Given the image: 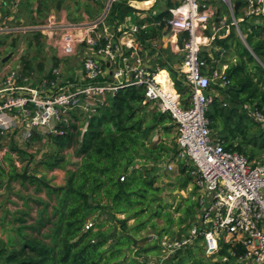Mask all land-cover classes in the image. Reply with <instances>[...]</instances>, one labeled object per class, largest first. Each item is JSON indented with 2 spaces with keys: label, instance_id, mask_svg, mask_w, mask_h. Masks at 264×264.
Masks as SVG:
<instances>
[{
  "label": "built area",
  "instance_id": "2783aa9c",
  "mask_svg": "<svg viewBox=\"0 0 264 264\" xmlns=\"http://www.w3.org/2000/svg\"><path fill=\"white\" fill-rule=\"evenodd\" d=\"M92 2L101 6L95 19L70 20L62 10L50 13L44 21L26 24L17 17L21 0H0V35L38 33L58 59L77 61L67 72L51 63L42 70L40 66L28 70L21 46L12 52L15 66L8 63L11 57L2 61L11 52L0 59V163L8 151L5 142L12 135L27 143L35 132H62V127L75 123L76 116L88 119L107 106L119 89L142 88L146 101L169 113L177 128V154L167 166L186 161L198 186L199 214L181 236H162L165 257L201 244L208 255L225 262L264 264V160L253 161L215 138L208 112L221 92L211 87L225 88L230 79L226 70L216 66L220 58L210 57L215 63L211 66L202 56L222 28L234 26L244 38L241 23L255 18L264 24V0ZM237 2L241 5L236 12ZM116 4L129 7L122 19L121 10L112 15ZM151 27L159 30V37L147 39L152 45L163 42L181 55L178 69L190 88L187 99L171 75L170 89L157 78L162 69L151 62L142 43ZM245 109L264 128V113L257 107ZM87 125L86 121L83 129ZM224 247L228 254L218 257Z\"/></svg>",
  "mask_w": 264,
  "mask_h": 264
},
{
  "label": "trees",
  "instance_id": "16d2710c",
  "mask_svg": "<svg viewBox=\"0 0 264 264\" xmlns=\"http://www.w3.org/2000/svg\"><path fill=\"white\" fill-rule=\"evenodd\" d=\"M119 10L122 19L129 7L116 4L112 15ZM240 30L244 38L230 31L226 38L215 40L214 44L225 53H234L236 60L227 69L229 85L225 88L212 85V91L217 89L221 93L215 96L208 116L215 138L226 148L244 153L252 160L254 153L247 147L252 142L256 144L261 136V149L264 150V134L259 132V127L263 128L261 123L250 117L245 106L257 107L264 113V24L257 23L255 18L248 19L241 23ZM157 37L159 30L149 28L142 39L143 47L151 50L150 55L157 54L152 59L155 67L167 69L176 89L187 99L190 88L177 66L182 57L148 41ZM206 52L207 56H203V52L202 56L210 62L209 51ZM220 52L215 53L219 56ZM32 66L26 61V69ZM150 104L142 88H121L110 97L107 106L99 108L88 119L76 116L75 123L62 127V132L50 133L58 150L45 161L46 167L53 169L66 163L61 152L67 149H73V156L79 159L74 168L67 170L62 186L52 185L42 175L19 173L16 167L12 169L11 179L30 180L38 191L46 190L49 200L30 197L43 205L39 219L35 224L19 225L14 229L16 235L7 241L0 239V264H133L135 261L128 256V251L138 244L139 232L150 225L163 236L176 222L180 224L192 216L196 219L200 206L198 200L192 198L198 194V186L190 164L183 160L176 162L178 180L182 175L188 176L180 189L192 179L195 185L192 197L186 199L187 208L182 210L183 219L174 217L168 209L171 204L163 200V190L156 184L155 170L158 165L175 159L177 143L171 146L162 139L151 142L155 129L161 127L169 135L175 125L166 124L172 119L169 113L160 110L147 113ZM248 118L254 123L246 124ZM86 121L88 125L83 129ZM34 137L40 139L41 133L35 132ZM8 149L5 160L11 157V152L19 150L12 141ZM3 162L0 170L5 173ZM122 176H125L124 181ZM176 212L181 210L176 208ZM21 214L17 220L25 223V216L30 213L21 211ZM156 218H163L165 225L159 227ZM132 219L134 223L130 224ZM26 228L35 232L26 231ZM190 247L171 254L166 264H233L221 258L208 263L193 256L188 250ZM150 248H141L136 253L139 256ZM224 254H228L227 247L217 256Z\"/></svg>",
  "mask_w": 264,
  "mask_h": 264
},
{
  "label": "rangeland",
  "instance_id": "374dc122",
  "mask_svg": "<svg viewBox=\"0 0 264 264\" xmlns=\"http://www.w3.org/2000/svg\"><path fill=\"white\" fill-rule=\"evenodd\" d=\"M35 1L36 0H21L17 13L18 19L23 18L26 24L41 22L47 17L51 7L58 11L65 9L68 14V19L80 21L85 18H89L90 20L95 19L101 11V6H95L92 0H39L38 11L35 14ZM239 14L243 15V10L240 11ZM230 18L232 17L230 16ZM132 19L135 20L134 17H132ZM229 22H231V19H229ZM231 31L238 34V31L233 29V27L231 28ZM13 38L16 39V41H14L15 44L9 42L7 46H3L4 44L0 43V59L10 52L16 53V49L19 45H24L23 52L26 53L25 64L26 61H29L31 65H33L32 68L40 66V69L42 70L46 68L47 64L51 63L61 68L63 72H67L72 69L71 66L73 64H77V61L73 63V61L58 59L55 55H53L55 54L53 49H51L50 52L48 51V53H50L48 54L46 51V48L48 47L46 40L38 33L27 32L19 35L3 34L0 35V42H2L1 40L7 41ZM158 44L160 45V42ZM229 55H232V57L236 59L234 53L231 52ZM203 56H207L206 50H203ZM8 63H12L13 66L17 64V62L13 61V57L8 60ZM170 74H164V78L169 77ZM146 111L147 113L156 112L159 111V109L157 105L151 103ZM245 123L251 125L254 121L252 118H248ZM166 124L175 125V122L171 119L168 120ZM263 130V128L261 129L259 127L260 133L264 134ZM38 133H41L40 139L34 137L28 140L27 143L22 142L23 140L19 136L15 135H12L11 138L5 142L7 149L8 144L12 141L19 150L17 152H11V157L8 160H5L4 156L3 166L5 168V173H2L0 170V239L4 241H7L10 236L16 235V231L14 229L19 225L35 224L36 221H38L43 205L30 199L31 196L42 197L45 201L49 200L46 190L43 189L38 191L36 186L32 184L30 180L27 179L22 182V178L11 179L12 169L15 170L14 167H16V171L19 173L26 171L30 175H42L49 180L52 185L62 186L66 182L67 170L74 168L76 163L79 161V159L73 156V149H67L64 152H61V154L66 157V163L62 166H56L53 169L46 167L45 161L49 160L51 155H53L58 148L53 145L49 135L50 133ZM260 137L261 136H258L256 144L252 142L247 147L249 151L252 150L254 153V157L252 159L253 161L264 160V150L261 149L262 139ZM161 139L165 140L169 145L174 146V142H176L177 139L176 125L170 129L169 135L165 134L161 127L155 129L151 137V142L156 143ZM174 165L171 166L172 168H169L167 164L158 165L157 170H155L156 184L163 190V200L166 203L171 204L168 209L173 212L174 217H181V219H183L185 213L182 210L187 208L186 199L192 197V191H194L195 185L194 179H192L187 182L188 184L185 188L180 189L182 185L181 183L187 181L188 176L187 174L182 175L180 180H178V177H180L178 166L176 165V162ZM137 167L140 166L137 165ZM192 200H198V194L193 196ZM176 208H179L181 212H176ZM21 211H29L30 213L25 216V223L17 220V217L22 216ZM194 220L195 218L192 216L191 219H188L180 224L176 222L172 226L171 230L165 235L171 237L182 235V233L186 231H183L182 229L188 227V225ZM156 221L159 227L165 225L163 218H156ZM129 223L133 224L134 219L130 220ZM25 230L33 233L35 232L27 228ZM45 230H47V228H43V231ZM161 238L162 235L158 234L157 231L150 225L146 229L139 232L137 234L138 244L134 246L131 251H128V256L133 258L135 261L133 264H166L168 258L165 257L166 253L160 246ZM199 246L202 245L194 244L188 250L192 251L193 256L196 255L197 258H203L208 263H212L216 258L208 255L203 246L202 248ZM141 248H150V250L144 253L141 252L138 256L136 251H140ZM186 263L189 264V262Z\"/></svg>",
  "mask_w": 264,
  "mask_h": 264
},
{
  "label": "crops",
  "instance_id": "0c3cea01",
  "mask_svg": "<svg viewBox=\"0 0 264 264\" xmlns=\"http://www.w3.org/2000/svg\"><path fill=\"white\" fill-rule=\"evenodd\" d=\"M39 0H36L35 2H34V12H35V14L37 13V11H38V6H39ZM218 7V9L220 10V7H219V5L217 6ZM224 8V10H225V7H223ZM65 12H66V10L65 9H63ZM54 11H58V10H56L55 8H53V7H51L50 9H49V13H48V15H47V17L49 16V14L50 13H53ZM46 17V18H47ZM45 18V19H46ZM44 19V20H45ZM44 20H42V21H44ZM233 26H230V27H228V28H222L221 30H220V33H219V35H220V37L219 38H226L229 34H230V31H231V28H232ZM237 30V29H236ZM238 31V30H237ZM238 34H239V32H238ZM2 42H0V43H3L4 45L3 46H7V44L9 43V42H12V44H15L14 43V41H16V39H10V40H7V41H3V40H1ZM159 43V42H158ZM215 43V42H214ZM211 44V45H208V46H205L204 47V50H208L209 51V56L210 57H213L214 59H216V58H220V62H219V64H217L216 63V66H217V68H219V69H223V70H226L227 71V69H228V66L231 64V62H234L236 59L235 58H233L232 57V55H229V53H225V50H224V54H222L221 52L219 53V56H217L216 55V51H221L219 48L220 47H218V46H216L215 44ZM161 45H162V47L163 48H167L166 47V45L165 44H163V42L162 43H160ZM19 46H21V47H23L24 45H19ZM48 48V47H47ZM46 48V51H47V53H48V51L50 52L51 50H49V49H47ZM170 49V48H169ZM150 49H148V52H149V55H150ZM48 54H50V53H48ZM180 55V54H179ZM217 57H216V56ZM51 56H52V54H51ZM234 56H236V55H234ZM151 57L152 58H150L151 59V62H152V59H153V57H155V56H152L151 55ZM231 57H232V59H231ZM211 59V58H210ZM214 59L213 60H210V65L211 66H213L214 64H213V61H214ZM153 63V62H152ZM154 64V63H153ZM178 67H179V64H178ZM162 71H163V75L164 74H170V72L167 70V69H162ZM171 75V74H170ZM167 80H169V81H171V79L169 78V77H165ZM164 77H163V79H165ZM164 82V81H163ZM165 84V83H164ZM172 84V83H171Z\"/></svg>",
  "mask_w": 264,
  "mask_h": 264
},
{
  "label": "bare ground",
  "instance_id": "6f19581e",
  "mask_svg": "<svg viewBox=\"0 0 264 264\" xmlns=\"http://www.w3.org/2000/svg\"><path fill=\"white\" fill-rule=\"evenodd\" d=\"M164 75H163V71H161L160 75L157 76L158 79H160V81H164V86L166 89H170L171 87V82L168 81L166 78L163 79Z\"/></svg>",
  "mask_w": 264,
  "mask_h": 264
},
{
  "label": "water",
  "instance_id": "95a60500",
  "mask_svg": "<svg viewBox=\"0 0 264 264\" xmlns=\"http://www.w3.org/2000/svg\"><path fill=\"white\" fill-rule=\"evenodd\" d=\"M240 5H241V2L235 3L234 8H235L236 12L238 11ZM11 56H12V53H10L8 56H6L2 61L3 62L7 61Z\"/></svg>",
  "mask_w": 264,
  "mask_h": 264
}]
</instances>
